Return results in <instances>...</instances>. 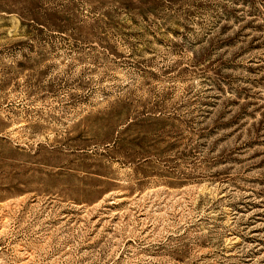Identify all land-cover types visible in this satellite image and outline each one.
<instances>
[{
  "label": "rangeland",
  "instance_id": "obj_1",
  "mask_svg": "<svg viewBox=\"0 0 264 264\" xmlns=\"http://www.w3.org/2000/svg\"><path fill=\"white\" fill-rule=\"evenodd\" d=\"M0 264H264V0H0Z\"/></svg>",
  "mask_w": 264,
  "mask_h": 264
}]
</instances>
